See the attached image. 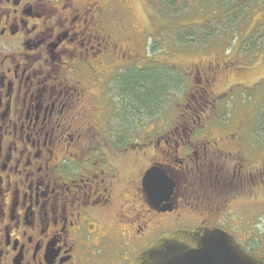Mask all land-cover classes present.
Returning <instances> with one entry per match:
<instances>
[{
	"label": "flooded vegetation",
	"instance_id": "flooded-vegetation-1",
	"mask_svg": "<svg viewBox=\"0 0 264 264\" xmlns=\"http://www.w3.org/2000/svg\"><path fill=\"white\" fill-rule=\"evenodd\" d=\"M152 33L130 0H0V264H130L205 226L264 263L246 241L264 233V145L255 118L219 116L247 88L237 61L171 68Z\"/></svg>",
	"mask_w": 264,
	"mask_h": 264
},
{
	"label": "rangeland",
	"instance_id": "rangeland-1",
	"mask_svg": "<svg viewBox=\"0 0 264 264\" xmlns=\"http://www.w3.org/2000/svg\"><path fill=\"white\" fill-rule=\"evenodd\" d=\"M130 1L144 28L153 32L148 43L155 46L156 60L164 56L171 68L176 63L187 70L190 63L204 61L219 52L238 62L231 65L233 77L228 83L242 82L247 88L229 91L219 116L231 124L246 116L252 124L255 118L251 139L257 146L264 145V1L236 9L203 0ZM180 84L187 86L186 81L176 83ZM174 87L167 96L171 111L180 100ZM258 223L264 228V205ZM259 239L264 244V233L246 241L257 243Z\"/></svg>",
	"mask_w": 264,
	"mask_h": 264
},
{
	"label": "water",
	"instance_id": "water-1",
	"mask_svg": "<svg viewBox=\"0 0 264 264\" xmlns=\"http://www.w3.org/2000/svg\"><path fill=\"white\" fill-rule=\"evenodd\" d=\"M150 173L145 175L144 182ZM165 184H168L167 181ZM130 264L264 263L247 255L229 234L219 228L205 226L163 235Z\"/></svg>",
	"mask_w": 264,
	"mask_h": 264
},
{
	"label": "trees",
	"instance_id": "trees-1",
	"mask_svg": "<svg viewBox=\"0 0 264 264\" xmlns=\"http://www.w3.org/2000/svg\"><path fill=\"white\" fill-rule=\"evenodd\" d=\"M264 0H203V2H213V3H220L221 5H224V4H228L230 5L231 7H234L235 9L238 8V7H246L248 6V4H253V3H259V2H262ZM157 81V80H156ZM159 81H157L155 83V89H156V92L158 93L159 92Z\"/></svg>",
	"mask_w": 264,
	"mask_h": 264
}]
</instances>
